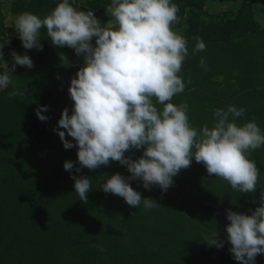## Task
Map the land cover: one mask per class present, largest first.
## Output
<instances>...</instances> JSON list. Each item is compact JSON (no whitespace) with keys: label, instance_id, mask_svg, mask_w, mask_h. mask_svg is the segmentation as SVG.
<instances>
[{"label":"rangeland","instance_id":"rangeland-1","mask_svg":"<svg viewBox=\"0 0 264 264\" xmlns=\"http://www.w3.org/2000/svg\"><path fill=\"white\" fill-rule=\"evenodd\" d=\"M58 0H0V44L11 68V52L27 54L33 67L17 65L12 72L16 89L24 95L9 98L13 85L0 89V264H241L229 251L227 233L208 210L226 200L235 212L251 214L264 193V146L250 159L260 170L254 193H239L227 181L208 176L193 157L188 169L173 177L166 192L145 189L130 181L142 198L159 204L145 210L130 207L122 197L105 193L100 185L115 173L128 177L126 166L112 161L95 170L66 171V160L79 166L77 147L65 149L54 129L62 109L73 110L68 88L82 65L73 49L51 44L41 32L42 50L25 49L14 29L18 14L43 18ZM110 0H75L93 10L101 23L109 22ZM180 21L174 30L188 40L189 55L181 75L185 90L173 103H187L190 124L200 129L213 123V110L228 105L244 108L237 124L255 120L264 132V0H173ZM200 37L206 49L192 55ZM93 44L95 40L93 39ZM63 53L70 65L60 61ZM205 59L207 70L200 65ZM0 71H3L0 66ZM47 106L41 121L36 109ZM159 107V106H158ZM65 138L73 140L67 135ZM75 144V141L73 140ZM133 159L142 155L132 150ZM91 178L87 203L74 189L72 176ZM218 231L223 247L203 238ZM255 264H264L258 254Z\"/></svg>","mask_w":264,"mask_h":264},{"label":"clouds","instance_id":"clouds-1","mask_svg":"<svg viewBox=\"0 0 264 264\" xmlns=\"http://www.w3.org/2000/svg\"><path fill=\"white\" fill-rule=\"evenodd\" d=\"M179 7L173 0H110L105 7L109 22L101 23L94 11L75 6V0H58L43 18L22 12L14 29L25 49L42 50L41 32L52 45L68 47L82 57V65L70 80L68 92L73 110L62 109L57 131L65 149L77 147L79 166L64 162V169L76 172L95 170L115 161L126 166L130 176L115 173L100 185L105 193L122 197L133 208L143 203L145 210L157 201L142 198L130 181L140 180L145 189L153 185L166 192L182 169H188L193 157L203 164L208 176L221 178L239 193H254L260 176L251 153L264 146V132L255 120L237 124L244 108L228 105L213 110V123L200 129L190 124L187 103H173V97L185 90L179 75L189 55L188 40L174 30ZM93 39L95 43L93 44ZM192 55L206 49L200 37H194ZM0 44V89L13 85L9 98L23 96L16 89L12 72L17 65L32 68L27 55L11 52V68L4 60ZM63 66L69 59L60 54ZM200 65L207 70L205 59ZM159 106V107H158ZM47 106L36 109L41 121L48 117ZM67 135L75 141L65 138ZM141 150L133 159L126 153ZM74 189L87 203L91 178L72 176ZM160 205V204H159ZM229 251L241 264H255L264 254V193L251 214L226 210ZM209 246L223 247L218 231L203 238Z\"/></svg>","mask_w":264,"mask_h":264},{"label":"water","instance_id":"water-1","mask_svg":"<svg viewBox=\"0 0 264 264\" xmlns=\"http://www.w3.org/2000/svg\"><path fill=\"white\" fill-rule=\"evenodd\" d=\"M207 209L214 212L215 221L226 230V225L229 223V221L226 219V210L231 209L226 200L221 201L220 204L216 206H210Z\"/></svg>","mask_w":264,"mask_h":264}]
</instances>
